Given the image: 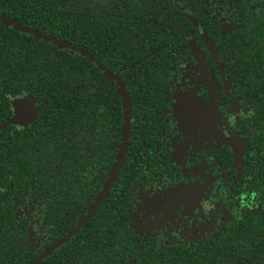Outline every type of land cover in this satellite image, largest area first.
<instances>
[{"label":"flooded vegetation","instance_id":"flooded-vegetation-1","mask_svg":"<svg viewBox=\"0 0 264 264\" xmlns=\"http://www.w3.org/2000/svg\"><path fill=\"white\" fill-rule=\"evenodd\" d=\"M79 1L94 31L88 48L72 46L87 52L74 50L86 67L110 80L117 117L112 128L95 130L101 119L93 124L90 99L85 106L75 99L71 164L60 171L62 178L57 173L37 189L25 183L21 195H14L18 184L4 168L7 183L0 182V194L7 195L14 243L3 247L5 256L18 259L16 264H30L31 253L34 260L53 256L106 210L126 217L123 229L134 253L128 264H228L229 257L247 252V234L264 221V0ZM99 28L104 40L95 36ZM133 71L152 76L151 92L135 96L128 89L124 76ZM125 92L131 103L128 135ZM19 99L10 101L11 114L0 125L14 116ZM88 105L83 124L75 112ZM28 109L30 119L3 130L30 127L37 102ZM125 145L112 186L91 218L64 241L97 201ZM56 148L57 155L67 153L61 136ZM79 204V215L63 213L50 223L54 209L76 210ZM104 241L96 246L103 254Z\"/></svg>","mask_w":264,"mask_h":264},{"label":"trees","instance_id":"trees-1","mask_svg":"<svg viewBox=\"0 0 264 264\" xmlns=\"http://www.w3.org/2000/svg\"><path fill=\"white\" fill-rule=\"evenodd\" d=\"M0 14L84 49L88 48L89 35L94 31L87 6L79 0H0ZM95 36L104 40L106 34L99 28ZM92 53L97 54L96 51ZM151 60L148 59L144 65L150 64ZM86 62L72 49L60 48L0 24V124L11 114L12 99L30 97L37 102L39 109L30 127L20 130L11 126L0 132V182L6 185L4 168H8L7 175L19 187L14 195H21L25 183L37 189L39 181L56 180L57 173L62 178V168H67L68 172L75 99L77 105L84 106L90 99L93 124L98 117L101 119L96 122L95 130L112 128L118 113V107L114 105L118 101L117 94L108 77L95 68L86 67ZM151 78L136 71L124 76L128 89L135 91V96H139V92L141 95L151 92ZM103 106L108 109L100 110L99 107ZM88 108L89 105L85 111L75 112L83 124L88 118L85 117ZM59 136L65 139L68 149L65 155L56 154ZM92 174L88 172V175ZM84 175L85 178L81 175L82 180L86 179V170ZM102 179L99 178L100 181ZM5 196V193L0 194V239L7 236L4 244L0 245V264H16L18 259H8L2 250L14 245L8 236L9 204H6ZM76 207V210L75 206L69 205L54 209L49 214L52 218L50 223L54 224L63 213L79 215L82 205ZM124 219V215L115 211L99 212L88 227L73 237L72 244H65L61 250L58 249L59 252L39 264H87V260L89 264H128L134 259V253L130 250L133 244L129 246L130 233L123 229ZM255 227L251 235L247 234L251 237L247 252L235 258L229 257L228 264H264V221ZM100 241H104L105 254L96 249ZM116 245L118 252H115ZM122 246L128 249L127 252L121 249ZM114 255L122 256L121 260ZM32 257L31 253L30 264L34 261Z\"/></svg>","mask_w":264,"mask_h":264},{"label":"water","instance_id":"water-1","mask_svg":"<svg viewBox=\"0 0 264 264\" xmlns=\"http://www.w3.org/2000/svg\"><path fill=\"white\" fill-rule=\"evenodd\" d=\"M0 24L6 26V27H11L16 31L22 32V33H27L29 35H32L34 38L36 39H42L46 42H51L54 45L60 47V48H68V49H72L75 51H78L79 53H81L84 56H87V52L81 50V49H76L75 47H73L72 45L62 41V40H58L54 37H50L46 34H44L43 32H39L37 30H34L32 28L26 27L20 23H17L15 20L10 19L8 17H5L3 15L0 14ZM109 78H112L111 76H109ZM116 77H114L115 79ZM216 99L215 96L211 97V102ZM34 99L30 98V97H23L17 101H15L14 103V107H15V114L14 116L9 119L8 121H6L5 123H3L2 125H0V131L5 129L7 126L11 125V124H23L24 120H26L28 117L29 119L31 118V116L33 115V110H29V104L30 102H33ZM125 108H126V116H125V133L126 135H128L129 133V120L131 117V104H130V100L129 97L127 95V93L125 92ZM126 153V145L125 146H121V151L119 153V156L117 158V161L114 165V168L112 170L111 173V177L110 179L105 183V187L103 189V191L101 192V194L99 195L97 201L94 203V205L90 208L88 215H86L82 221L79 222V224L74 227L72 229V231L70 232V234L65 238L64 241H66L68 239V237L72 236L73 234H75L80 228L81 226H83V224L88 221L91 216L94 214L96 208L98 207L99 203L102 201L103 197L106 195L107 191L109 190V188L112 186L114 179L117 176V172L119 170L120 165H122L123 160H124V155ZM45 257V256H44ZM42 257L38 258L36 261H33L31 264H39L41 261Z\"/></svg>","mask_w":264,"mask_h":264},{"label":"rangeland","instance_id":"rangeland-1","mask_svg":"<svg viewBox=\"0 0 264 264\" xmlns=\"http://www.w3.org/2000/svg\"><path fill=\"white\" fill-rule=\"evenodd\" d=\"M44 256H45V254H43V255L39 256L38 258H40V257H42V258H43ZM38 258H37V259H38ZM37 259H35L34 261H36Z\"/></svg>","mask_w":264,"mask_h":264}]
</instances>
